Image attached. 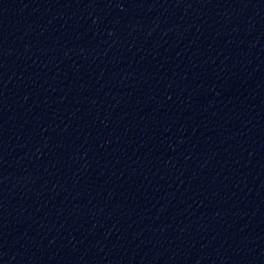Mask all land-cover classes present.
<instances>
[{"label": "water", "instance_id": "95a60500", "mask_svg": "<svg viewBox=\"0 0 264 264\" xmlns=\"http://www.w3.org/2000/svg\"><path fill=\"white\" fill-rule=\"evenodd\" d=\"M0 264H264V0H0Z\"/></svg>", "mask_w": 264, "mask_h": 264}]
</instances>
